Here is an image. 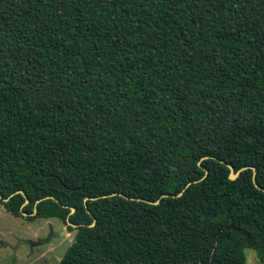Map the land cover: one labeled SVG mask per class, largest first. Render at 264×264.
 Listing matches in <instances>:
<instances>
[{
  "label": "trees",
  "instance_id": "trees-1",
  "mask_svg": "<svg viewBox=\"0 0 264 264\" xmlns=\"http://www.w3.org/2000/svg\"><path fill=\"white\" fill-rule=\"evenodd\" d=\"M254 182L264 0H0V205L74 232L59 264H245Z\"/></svg>",
  "mask_w": 264,
  "mask_h": 264
},
{
  "label": "rangeland",
  "instance_id": "rangeland-1",
  "mask_svg": "<svg viewBox=\"0 0 264 264\" xmlns=\"http://www.w3.org/2000/svg\"><path fill=\"white\" fill-rule=\"evenodd\" d=\"M67 228L57 219L32 221L16 218L0 205V264H59L72 241L74 232L63 235ZM54 236L46 243L50 233ZM21 240L41 242L31 247L21 244ZM245 264H262L253 248L244 249Z\"/></svg>",
  "mask_w": 264,
  "mask_h": 264
},
{
  "label": "water",
  "instance_id": "water-1",
  "mask_svg": "<svg viewBox=\"0 0 264 264\" xmlns=\"http://www.w3.org/2000/svg\"><path fill=\"white\" fill-rule=\"evenodd\" d=\"M228 168H229V170H230V174H229V179H230V180H235V179L238 177V175H239V173H240L241 171L247 169L246 167H244V168L240 169L239 171L235 172L232 166L228 165ZM205 174H207V171H205ZM254 175H255V174H253V178H254ZM254 186H255L257 189H259V190H261L262 192H264V189L261 188V187H259L255 182H254ZM179 195H180V194H179ZM3 201H7V199H4ZM143 202H145V203H150V204H152V205H156V204L158 203V202H147L146 200H143ZM26 204H28V200H25L24 205H26ZM24 205H23V206H24ZM73 212H74V210L71 209V213H70V214H72ZM35 213H36V209H34V214H35ZM34 214H32V215H34ZM22 215H23L24 217L27 216V214H24V213H22ZM67 225L70 226V227L76 228V225L71 224L69 221H67ZM93 225H94V224H92L91 226H93ZM226 230H227V231H233V232H235L237 235L243 237V238L245 239V244H246V246H248V247H250V248H256V247H258V246H260V245H262V244L264 243V239H262V240H260V241H258V242H253V241L251 240V237H250L246 232H244L243 230H241L240 228H237V227H234V226H228V227L226 228ZM62 233H63V235H64V234L67 233V231H66V230H62ZM54 236H61V234H60V235H55V234H53V233L51 232L50 235H49V237L45 240V242L48 243V242L52 239V237H54ZM20 243H21V244H28V245H30L31 247H34V246H37V245H40V244H41V242H32V241H29V240H21Z\"/></svg>",
  "mask_w": 264,
  "mask_h": 264
}]
</instances>
